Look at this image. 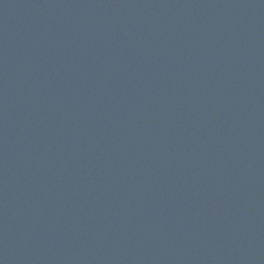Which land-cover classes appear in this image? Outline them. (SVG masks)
<instances>
[{"label":"water","instance_id":"water-1","mask_svg":"<svg viewBox=\"0 0 264 264\" xmlns=\"http://www.w3.org/2000/svg\"><path fill=\"white\" fill-rule=\"evenodd\" d=\"M264 0H0V264L111 88L206 15Z\"/></svg>","mask_w":264,"mask_h":264}]
</instances>
